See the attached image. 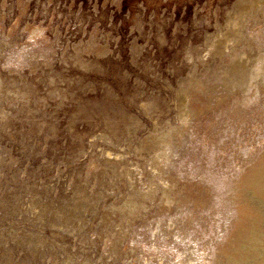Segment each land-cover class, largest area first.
Instances as JSON below:
<instances>
[{
	"label": "rangeland",
	"instance_id": "obj_1",
	"mask_svg": "<svg viewBox=\"0 0 264 264\" xmlns=\"http://www.w3.org/2000/svg\"><path fill=\"white\" fill-rule=\"evenodd\" d=\"M0 264H264V0H0Z\"/></svg>",
	"mask_w": 264,
	"mask_h": 264
}]
</instances>
